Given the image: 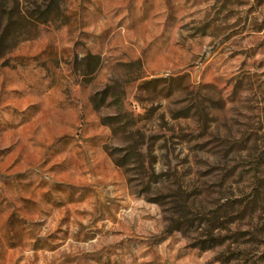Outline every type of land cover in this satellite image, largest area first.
<instances>
[{"label":"rangeland","instance_id":"rangeland-1","mask_svg":"<svg viewBox=\"0 0 264 264\" xmlns=\"http://www.w3.org/2000/svg\"><path fill=\"white\" fill-rule=\"evenodd\" d=\"M0 264H264V0H0Z\"/></svg>","mask_w":264,"mask_h":264},{"label":"trees","instance_id":"trees-1","mask_svg":"<svg viewBox=\"0 0 264 264\" xmlns=\"http://www.w3.org/2000/svg\"><path fill=\"white\" fill-rule=\"evenodd\" d=\"M150 82H152V81H150ZM115 163H116L117 165H120V164L118 163V161H115Z\"/></svg>","mask_w":264,"mask_h":264}]
</instances>
